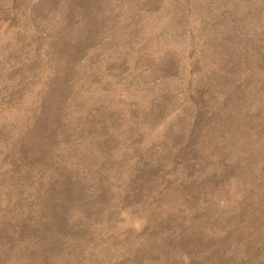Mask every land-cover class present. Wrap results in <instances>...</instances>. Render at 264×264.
I'll list each match as a JSON object with an SVG mask.
<instances>
[{
  "label": "rangeland",
  "instance_id": "374dc122",
  "mask_svg": "<svg viewBox=\"0 0 264 264\" xmlns=\"http://www.w3.org/2000/svg\"><path fill=\"white\" fill-rule=\"evenodd\" d=\"M0 264H264V0H0Z\"/></svg>",
  "mask_w": 264,
  "mask_h": 264
}]
</instances>
